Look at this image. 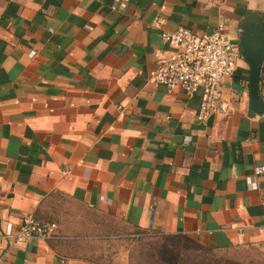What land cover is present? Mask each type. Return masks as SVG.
Returning a JSON list of instances; mask_svg holds the SVG:
<instances>
[{
	"label": "crops",
	"instance_id": "0c3cea01",
	"mask_svg": "<svg viewBox=\"0 0 264 264\" xmlns=\"http://www.w3.org/2000/svg\"><path fill=\"white\" fill-rule=\"evenodd\" d=\"M244 25L264 29V0H0V264H107L4 237L63 200L111 217L94 224L105 231L264 242V174L245 183L264 167V108L249 113L244 60L204 125L197 95L149 82L171 50L162 31L220 27L239 44ZM258 94L264 105V60Z\"/></svg>",
	"mask_w": 264,
	"mask_h": 264
},
{
	"label": "built area",
	"instance_id": "2783aa9c",
	"mask_svg": "<svg viewBox=\"0 0 264 264\" xmlns=\"http://www.w3.org/2000/svg\"><path fill=\"white\" fill-rule=\"evenodd\" d=\"M161 40L171 50L154 54L157 69L149 82L163 86L168 93L182 92L190 98L197 95L199 105L196 120L201 125L215 114L224 112V86L233 80L238 69L237 63L242 58L239 44L220 27L204 34L188 28L162 31ZM118 109L121 112L122 108ZM189 139L186 137L185 141ZM262 174L264 167H254L253 173L245 177L246 186L250 190H257V178ZM12 228L8 224V231L3 235L17 244L33 239H54L53 226L31 216L24 218L14 232ZM241 243V240L238 241V244Z\"/></svg>",
	"mask_w": 264,
	"mask_h": 264
},
{
	"label": "rangeland",
	"instance_id": "374dc122",
	"mask_svg": "<svg viewBox=\"0 0 264 264\" xmlns=\"http://www.w3.org/2000/svg\"><path fill=\"white\" fill-rule=\"evenodd\" d=\"M63 202L60 209L48 210L50 218L37 221L53 226L51 242L70 245L72 252L82 258L102 257L101 262L111 264L121 254L127 264H264V242L211 250L182 237L156 236L118 224L105 231L94 228V224H109L111 217ZM75 216L78 219L70 225Z\"/></svg>",
	"mask_w": 264,
	"mask_h": 264
},
{
	"label": "water",
	"instance_id": "95a60500",
	"mask_svg": "<svg viewBox=\"0 0 264 264\" xmlns=\"http://www.w3.org/2000/svg\"><path fill=\"white\" fill-rule=\"evenodd\" d=\"M239 38L241 57L248 67L249 113L259 112L264 108L259 97V81L261 66L264 60V29L242 27Z\"/></svg>",
	"mask_w": 264,
	"mask_h": 264
},
{
	"label": "trees",
	"instance_id": "16d2710c",
	"mask_svg": "<svg viewBox=\"0 0 264 264\" xmlns=\"http://www.w3.org/2000/svg\"><path fill=\"white\" fill-rule=\"evenodd\" d=\"M238 71V70H237Z\"/></svg>",
	"mask_w": 264,
	"mask_h": 264
}]
</instances>
